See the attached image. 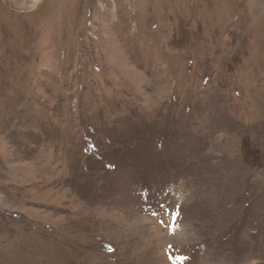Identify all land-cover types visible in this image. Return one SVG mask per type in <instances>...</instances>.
<instances>
[{
  "label": "rangeland",
  "instance_id": "obj_1",
  "mask_svg": "<svg viewBox=\"0 0 264 264\" xmlns=\"http://www.w3.org/2000/svg\"><path fill=\"white\" fill-rule=\"evenodd\" d=\"M0 264H264V0H0Z\"/></svg>",
  "mask_w": 264,
  "mask_h": 264
}]
</instances>
